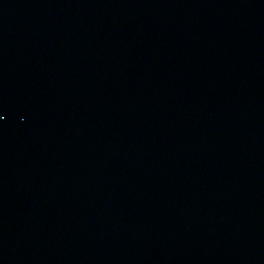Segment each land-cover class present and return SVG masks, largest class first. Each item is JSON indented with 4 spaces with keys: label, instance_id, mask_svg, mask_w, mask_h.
I'll use <instances>...</instances> for the list:
<instances>
[{
    "label": "water",
    "instance_id": "95a60500",
    "mask_svg": "<svg viewBox=\"0 0 264 264\" xmlns=\"http://www.w3.org/2000/svg\"><path fill=\"white\" fill-rule=\"evenodd\" d=\"M0 264H264V0H0Z\"/></svg>",
    "mask_w": 264,
    "mask_h": 264
},
{
    "label": "snow or ice",
    "instance_id": "6c2138e0",
    "mask_svg": "<svg viewBox=\"0 0 264 264\" xmlns=\"http://www.w3.org/2000/svg\"><path fill=\"white\" fill-rule=\"evenodd\" d=\"M3 117L2 116H0V119H2Z\"/></svg>",
    "mask_w": 264,
    "mask_h": 264
}]
</instances>
